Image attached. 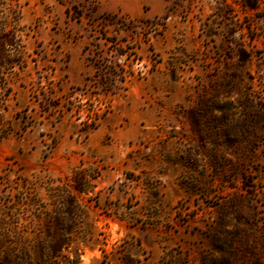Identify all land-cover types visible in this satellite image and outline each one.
<instances>
[{
	"label": "rangeland",
	"instance_id": "rangeland-1",
	"mask_svg": "<svg viewBox=\"0 0 264 264\" xmlns=\"http://www.w3.org/2000/svg\"><path fill=\"white\" fill-rule=\"evenodd\" d=\"M0 264H264V0H0Z\"/></svg>",
	"mask_w": 264,
	"mask_h": 264
}]
</instances>
